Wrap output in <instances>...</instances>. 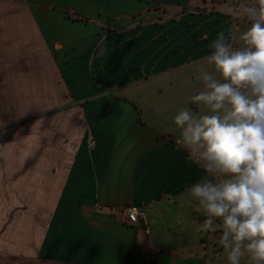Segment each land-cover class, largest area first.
I'll return each instance as SVG.
<instances>
[{"label":"crops","instance_id":"1","mask_svg":"<svg viewBox=\"0 0 264 264\" xmlns=\"http://www.w3.org/2000/svg\"><path fill=\"white\" fill-rule=\"evenodd\" d=\"M211 13L191 0H0V66H44L46 57L69 92L65 116L80 127L48 214L26 198L12 211L10 191L0 198V264H206L201 232L191 244L166 234L205 220L188 189L213 177L177 144L173 118L186 106L206 110L117 93L188 71ZM132 46L128 60L139 62L124 68L119 52ZM130 205L142 212L136 224Z\"/></svg>","mask_w":264,"mask_h":264},{"label":"clouds","instance_id":"2","mask_svg":"<svg viewBox=\"0 0 264 264\" xmlns=\"http://www.w3.org/2000/svg\"><path fill=\"white\" fill-rule=\"evenodd\" d=\"M249 26L234 46L219 32L203 88L174 116L177 144L205 176L188 189L189 203L205 216L202 231L221 232L228 264H264V0L243 6Z\"/></svg>","mask_w":264,"mask_h":264},{"label":"rangeland","instance_id":"3","mask_svg":"<svg viewBox=\"0 0 264 264\" xmlns=\"http://www.w3.org/2000/svg\"><path fill=\"white\" fill-rule=\"evenodd\" d=\"M251 2L191 0L193 7L212 12L202 20L200 30L196 32L206 36L204 42L198 41V47H201L198 61L192 60L191 65H186L189 66L188 71L180 67L167 72L165 78H159L164 79L163 83L157 82L154 78L159 76H155L147 82L122 88L117 94L129 98L175 97L189 100L203 88L199 69L206 66V57L211 54V44L219 32L224 31L231 36L234 46L241 44L238 37L249 26L243 6ZM136 49L137 46H132L119 52V65L124 68L133 63L137 65L139 54L135 61L128 60L130 52ZM148 56H142L145 58L143 62ZM46 59L44 66H0V198L10 191L12 211L21 198H26L27 207L44 215L48 214L55 199L80 132L78 121L65 116L69 92L56 67L47 66ZM1 203L2 200L0 213L4 214ZM169 229L166 234L172 242L179 238L188 244L201 232L206 264H228L227 253L219 242V229L215 232L202 231L201 228ZM180 229L184 230L182 235ZM198 243L202 244L200 238Z\"/></svg>","mask_w":264,"mask_h":264},{"label":"built area","instance_id":"4","mask_svg":"<svg viewBox=\"0 0 264 264\" xmlns=\"http://www.w3.org/2000/svg\"><path fill=\"white\" fill-rule=\"evenodd\" d=\"M141 215V210L135 205H130L126 209V219L130 224H136L139 221Z\"/></svg>","mask_w":264,"mask_h":264},{"label":"trees","instance_id":"5","mask_svg":"<svg viewBox=\"0 0 264 264\" xmlns=\"http://www.w3.org/2000/svg\"><path fill=\"white\" fill-rule=\"evenodd\" d=\"M83 18H85V17H83ZM86 19V18H85Z\"/></svg>","mask_w":264,"mask_h":264}]
</instances>
